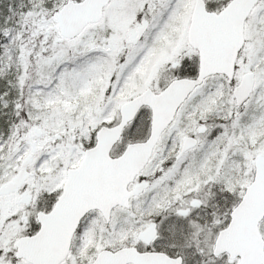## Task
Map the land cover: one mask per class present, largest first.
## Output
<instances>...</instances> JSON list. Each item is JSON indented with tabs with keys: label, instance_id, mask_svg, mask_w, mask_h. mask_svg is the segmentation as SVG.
I'll list each match as a JSON object with an SVG mask.
<instances>
[{
	"label": "snow or ice",
	"instance_id": "obj_1",
	"mask_svg": "<svg viewBox=\"0 0 264 264\" xmlns=\"http://www.w3.org/2000/svg\"><path fill=\"white\" fill-rule=\"evenodd\" d=\"M0 264H264V0H0Z\"/></svg>",
	"mask_w": 264,
	"mask_h": 264
}]
</instances>
